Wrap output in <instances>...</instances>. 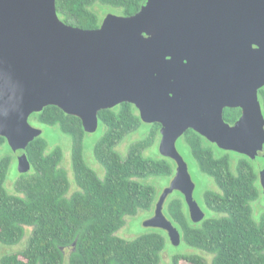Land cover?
<instances>
[{
	"label": "water",
	"instance_id": "water-1",
	"mask_svg": "<svg viewBox=\"0 0 264 264\" xmlns=\"http://www.w3.org/2000/svg\"><path fill=\"white\" fill-rule=\"evenodd\" d=\"M263 87L264 0H145L94 30L63 22L56 0H0V136L18 172H30L26 149L43 133L32 114L57 106L94 133L100 111L131 103L142 122L161 125L160 154L176 165L144 223L175 246L182 235L164 213L171 194L183 195L192 222L206 217L177 147L189 129L252 159L264 193ZM226 108L242 111L233 125Z\"/></svg>",
	"mask_w": 264,
	"mask_h": 264
},
{
	"label": "trees",
	"instance_id": "trees-1",
	"mask_svg": "<svg viewBox=\"0 0 264 264\" xmlns=\"http://www.w3.org/2000/svg\"><path fill=\"white\" fill-rule=\"evenodd\" d=\"M144 1L56 0V8L66 24L94 30L103 21L96 6L117 7L124 16H132ZM259 100L264 113V87ZM241 113L239 108H226L224 119L233 125ZM98 118L105 131L95 144L94 157L105 171L103 177L85 157L88 133L80 118L57 106L30 118L58 127L71 138V164L78 187L72 194L71 180L62 167L63 149L51 147L42 135L28 145L31 170L15 176V192H11L7 182L16 157L0 136V151L8 150L0 156V247L21 244L26 227L32 228L25 248L3 255L0 264H64L66 253L68 264H161L164 233L152 231L131 240L117 235L126 217L152 210L157 201V188L141 180L175 175L174 161L145 154L161 137V125L148 124L146 135L123 155L117 147L144 124L137 108L124 102L100 111ZM181 140L218 189L203 193L204 207L215 215L199 223L192 222L181 193L165 203L166 216L179 229L182 241L211 256L209 262L200 254H177L173 264H264V214L255 218L252 206L263 195L257 164L245 155L219 149L192 129ZM233 154L238 156L236 165Z\"/></svg>",
	"mask_w": 264,
	"mask_h": 264
},
{
	"label": "rangeland",
	"instance_id": "rangeland-1",
	"mask_svg": "<svg viewBox=\"0 0 264 264\" xmlns=\"http://www.w3.org/2000/svg\"><path fill=\"white\" fill-rule=\"evenodd\" d=\"M95 10L100 14V19L101 21L109 14L117 15V16H122L123 15V10L117 7H111V6H105V5H100L96 6ZM31 124L33 126L41 128L43 130L42 136L45 137L51 147L54 146H60L63 151H64V160L62 163V167L66 169L68 176L71 180V189H70V194L78 190V187L76 186L74 182V175H73V169H72V164H71V147H72V141L71 138L64 133L60 131L58 127L55 126H47V125H40L37 124L35 121L30 119ZM149 130V125L144 123L143 126L136 132L129 134L124 141L117 147L119 152H121L123 155H126L129 147L132 143L141 140L145 135L146 132ZM105 131V128L102 124H99V127L97 131L94 133H88V135L85 138V157L87 159V162L97 171L100 177H103L105 174V171L103 167L96 161L94 157V148L96 142L102 137L103 133ZM160 138L157 139L155 144L151 146L149 149L145 151V154L147 156H152V157H160ZM177 147L180 151V153L183 155L185 160L189 164V170L192 175V178L196 184L195 192H194V197L198 201L201 207L204 208V211L206 212V217H210L215 215L214 212L206 209L204 207V199H203V193L208 190V189H213L217 190L218 187L216 186L214 180L209 177L208 175L202 173L196 164V162L192 159L190 155V151L188 150L187 145L181 140V138L177 142ZM8 150L4 149V151H0V156L4 153H7ZM234 157L233 159V164L236 165V158L238 157L236 154L232 155ZM234 173H236V167L233 168ZM19 174L18 172V162L17 159H15L12 163L11 166V171L9 174V180L7 182V187L11 192H15L14 189V181L16 179L15 176ZM172 177H151L146 180H141L143 182L149 183L154 185L157 188L158 191V198L157 201L154 204V207L150 211H141L139 212L136 216H129L126 217V223L125 225L117 232V235L121 238L124 239H134L137 238L141 235L150 233L152 231H160L164 233L167 236L166 240V246L165 249L162 253V260L161 264H173L172 258L174 255L177 254H200L204 256L209 262L211 261V256L207 253H204L203 251L191 247L187 245L185 242H181L180 245L175 246L172 244L170 238L168 237L167 233L163 230L160 229H153V228H148L144 226V223L146 220L152 218L154 216L155 212V206L158 202L159 196L162 194V192L170 185ZM180 192L175 191L173 194H171L168 199L166 200V204L173 198H176ZM164 207V213L167 215V207ZM252 206L254 209V215L255 218H258L260 215L264 214V193L263 195L252 202ZM32 228L26 227V235L24 239L22 240L21 244L17 246H12V247H7L3 246L0 247V258L9 253L17 252L25 248L28 239L30 237ZM65 263L68 264V253L65 254Z\"/></svg>",
	"mask_w": 264,
	"mask_h": 264
},
{
	"label": "flooded vegetation",
	"instance_id": "flooded-vegetation-1",
	"mask_svg": "<svg viewBox=\"0 0 264 264\" xmlns=\"http://www.w3.org/2000/svg\"><path fill=\"white\" fill-rule=\"evenodd\" d=\"M32 115H33V114H32ZM32 115H31V117H32ZM31 117H30V118H31ZM32 125H33V124H32Z\"/></svg>",
	"mask_w": 264,
	"mask_h": 264
}]
</instances>
